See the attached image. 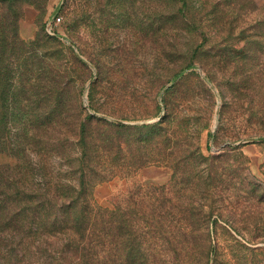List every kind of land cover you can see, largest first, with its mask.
<instances>
[{"label":"rangeland","instance_id":"374dc122","mask_svg":"<svg viewBox=\"0 0 264 264\" xmlns=\"http://www.w3.org/2000/svg\"><path fill=\"white\" fill-rule=\"evenodd\" d=\"M80 132L109 233L0 264H264V0H0V176L70 178Z\"/></svg>","mask_w":264,"mask_h":264},{"label":"trees","instance_id":"16d2710c","mask_svg":"<svg viewBox=\"0 0 264 264\" xmlns=\"http://www.w3.org/2000/svg\"><path fill=\"white\" fill-rule=\"evenodd\" d=\"M72 122L74 128L79 125L77 120L75 122L72 119ZM81 136L80 132V139L76 142L80 149L79 153L72 158L69 157L75 151L63 148V144L47 148L46 154L55 147L62 149L56 153H59L60 162H63L66 172L70 174V178L66 180L61 178L48 180L43 183L44 187H41L39 184L32 186L33 178L26 176L17 179L11 176L14 174L11 170L6 176H0V226L4 227L0 232L8 234L11 240L27 241L25 248L22 245L10 246L9 256L12 254L15 257L23 256L24 250L30 245L28 239L32 238L40 240L37 251L46 255L53 256L54 253L60 252L65 257L69 255L68 253L82 256L88 251L85 243L89 239L96 237L97 234L106 236L109 233L108 211L91 203V192L87 189L93 177H101L95 181H102L105 176L94 172L97 167L91 161L86 136ZM5 151L4 144L0 147V154ZM37 164L40 166L45 163L39 161ZM21 181L30 187L19 185ZM20 257L8 264H20L22 261ZM40 264L53 262L45 258Z\"/></svg>","mask_w":264,"mask_h":264},{"label":"built area","instance_id":"2783aa9c","mask_svg":"<svg viewBox=\"0 0 264 264\" xmlns=\"http://www.w3.org/2000/svg\"><path fill=\"white\" fill-rule=\"evenodd\" d=\"M60 21V16L56 13L49 14V17L45 21V28L50 34H54V26Z\"/></svg>","mask_w":264,"mask_h":264}]
</instances>
